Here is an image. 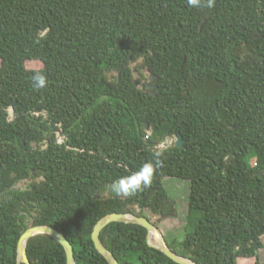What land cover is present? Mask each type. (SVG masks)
Segmentation results:
<instances>
[{
	"label": "trees",
	"instance_id": "obj_1",
	"mask_svg": "<svg viewBox=\"0 0 264 264\" xmlns=\"http://www.w3.org/2000/svg\"><path fill=\"white\" fill-rule=\"evenodd\" d=\"M138 60L150 87L135 82ZM37 73L45 88L33 87ZM52 124L62 141L49 139ZM167 135L182 145L160 150ZM155 152L162 164L148 188L103 194ZM166 176L190 186L185 233L165 238L174 252L198 264H264V0H0V264H17L19 237L36 224L64 233L77 264H110L92 239L96 222L175 215ZM147 234L112 221L100 240L120 264H180ZM27 254L31 264H67L47 233L29 239Z\"/></svg>",
	"mask_w": 264,
	"mask_h": 264
},
{
	"label": "water",
	"instance_id": "obj_2",
	"mask_svg": "<svg viewBox=\"0 0 264 264\" xmlns=\"http://www.w3.org/2000/svg\"><path fill=\"white\" fill-rule=\"evenodd\" d=\"M136 84L138 85V80L135 79ZM17 101L14 99L11 104V110L14 111L16 109ZM57 124H52L51 129L55 130L57 129ZM56 133H52L49 137V139L56 138ZM36 144V143H35ZM175 144L177 146L182 145V139L180 137H177ZM166 154V153H164ZM109 187L110 185L107 184ZM98 197V193L95 195ZM112 221H123V222H132V223H138L143 225L147 228L148 234H147V241L148 244L161 250L164 252L167 256L175 260L176 262L180 264H198L197 262L177 254L174 252L167 244L166 239L164 237V243L163 244H155L150 241V234L153 229L159 230L157 226H155L152 221H150L148 218L144 216H140L138 214L134 213H122V212H112L108 213L104 216H102L95 224L93 231H92V239L94 241L95 247L98 249L100 253H102L105 258L109 261L110 264H120L118 259L115 257L114 253L108 249L100 240V232L101 230L110 222ZM41 233H47L51 236H53L57 241H59L66 252L67 257V264H77L75 255H74V248L72 243L67 239L64 233H62L59 229L55 228L52 225L49 224H36V225H30L19 237L18 240V258H17V264H31V261L27 254V244L29 239L32 236H35L37 234Z\"/></svg>",
	"mask_w": 264,
	"mask_h": 264
},
{
	"label": "rangeland",
	"instance_id": "obj_3",
	"mask_svg": "<svg viewBox=\"0 0 264 264\" xmlns=\"http://www.w3.org/2000/svg\"><path fill=\"white\" fill-rule=\"evenodd\" d=\"M28 68H41L43 66L41 61L38 60H30L26 63ZM130 68L132 69V74L134 79L138 80L139 86L142 87V81L147 83L151 82V75L149 70L145 69L142 65V61L138 60L136 62L130 63ZM116 72L113 73V75ZM57 139L62 141L63 136L57 130L56 131ZM175 135H167L163 142L160 143L159 148L160 150H165L166 148L170 147L176 141ZM255 161L253 160L252 163ZM41 176L37 177L38 180ZM32 179H24L15 185L12 186L11 189H18V188H25ZM163 185L167 191L168 196L174 200L175 205L177 207V212L175 215L159 218V215L152 214L149 211L146 213L149 215L151 221L156 223V226L159 230L158 233L161 236V239L153 243L155 244H163L164 237L170 241L173 238H182L185 230H184V222L186 220L187 215V207H188V194H189V181L186 179L166 176L163 178ZM111 190L105 191L103 194L108 195ZM138 210V208H137ZM262 242L264 243V235L262 236ZM260 261H264V246L260 249L258 253Z\"/></svg>",
	"mask_w": 264,
	"mask_h": 264
},
{
	"label": "clouds",
	"instance_id": "obj_4",
	"mask_svg": "<svg viewBox=\"0 0 264 264\" xmlns=\"http://www.w3.org/2000/svg\"><path fill=\"white\" fill-rule=\"evenodd\" d=\"M186 2L189 7L193 8L201 7L202 2L206 3L208 8L215 6V0H186ZM32 80L35 89H42L47 86V78L43 74L37 73L32 77ZM159 156L160 153L155 152L153 160L143 163L138 170L115 180L113 191L117 195L131 196L148 188L152 183L156 168L162 164Z\"/></svg>",
	"mask_w": 264,
	"mask_h": 264
},
{
	"label": "flooded vegetation",
	"instance_id": "obj_5",
	"mask_svg": "<svg viewBox=\"0 0 264 264\" xmlns=\"http://www.w3.org/2000/svg\"><path fill=\"white\" fill-rule=\"evenodd\" d=\"M141 83H142V84H141L142 87H150V86L152 85V83H147V82H143V81H142ZM57 130H58L60 133H61V131H62L61 128H57V129L53 130L52 133H54V132L56 133ZM106 189H107V191H108V190H111V192H113L114 195H117V194L113 191V186H112V185H110L109 187L107 186Z\"/></svg>",
	"mask_w": 264,
	"mask_h": 264
},
{
	"label": "bare ground",
	"instance_id": "obj_6",
	"mask_svg": "<svg viewBox=\"0 0 264 264\" xmlns=\"http://www.w3.org/2000/svg\"><path fill=\"white\" fill-rule=\"evenodd\" d=\"M160 239H161V236H160V234L158 233V231H157L156 229H153V230L151 231V234H150V241H151V242H154V241L158 242ZM163 243H164V242H163Z\"/></svg>",
	"mask_w": 264,
	"mask_h": 264
}]
</instances>
